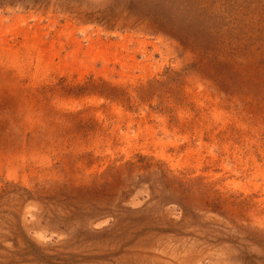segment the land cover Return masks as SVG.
Listing matches in <instances>:
<instances>
[{"label":"rangeland","instance_id":"rangeland-1","mask_svg":"<svg viewBox=\"0 0 264 264\" xmlns=\"http://www.w3.org/2000/svg\"><path fill=\"white\" fill-rule=\"evenodd\" d=\"M0 264H264V0H0Z\"/></svg>","mask_w":264,"mask_h":264},{"label":"trees","instance_id":"trees-1","mask_svg":"<svg viewBox=\"0 0 264 264\" xmlns=\"http://www.w3.org/2000/svg\"><path fill=\"white\" fill-rule=\"evenodd\" d=\"M109 90L112 91L113 89L109 87ZM112 93H113V92H112ZM102 94H104V93H102ZM106 95H107L109 98H113V97L115 98V94L112 95V94H109V93L107 92ZM110 95H111V96H110Z\"/></svg>","mask_w":264,"mask_h":264}]
</instances>
